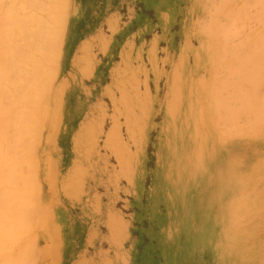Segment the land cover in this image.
Listing matches in <instances>:
<instances>
[{
	"label": "rangeland",
	"instance_id": "rangeland-1",
	"mask_svg": "<svg viewBox=\"0 0 264 264\" xmlns=\"http://www.w3.org/2000/svg\"><path fill=\"white\" fill-rule=\"evenodd\" d=\"M1 1L5 9L0 14V22L4 25V15L11 8L9 0ZM210 2L223 7L218 6L210 13L213 9L207 7ZM55 3L65 13L61 38L54 47L58 51L61 48L62 56L58 72L52 80L48 78L51 82L47 81L50 82L48 91L43 96L53 100L46 106L45 127L38 137L41 149L34 157L35 161L26 158L27 162L23 163L17 154H7L16 148L9 151L13 147L4 146L3 140L0 141V196H6V206L0 201V236L3 240L10 239V246L37 242L33 244L41 258L39 264H250L256 257L264 264V258L258 256L264 254V146L255 145V142L264 141V107L258 105H264L260 99L264 81L260 82L263 87L257 89L260 91L253 98L263 104L256 101V112H250L248 108L251 115L244 116L246 119L238 116L243 121L252 120V126L260 117L259 121L263 123L256 125H262L258 130L254 126L258 136L252 135L254 127L250 129L251 122L245 124V121L247 127L241 126L250 127L251 131L246 130L243 136L235 137L239 132L232 131L241 122L233 118L235 106L231 113L230 105L214 104L220 96L216 94L217 101L213 99L216 87L220 92L221 88L229 86V79L230 82L234 79L229 76V65V70L236 72L231 74L229 71L230 75L238 76L244 86H251V80L240 77L241 66H238L239 61H233L231 53L236 48L239 55H246L241 54L244 61L246 52H250V49L245 52L246 45L252 43L250 48L255 50L251 54L254 57L257 53L260 63L264 38L260 40V54V46H253L252 40H257L256 34L259 38L264 36V17L260 14L264 11V0H148L147 17L142 15L138 20L135 36L126 41L120 53L107 55L113 39L106 38L103 28L100 30L102 37L89 40L90 43L80 42L73 70L68 74L72 83L67 79L63 65L69 42V21L75 12L73 0H56ZM139 9L134 5L132 15ZM227 12L236 18L227 20ZM215 18L224 20L221 22L226 25L225 30L227 24L231 25L226 34L237 29V33L235 30L234 35L231 34L236 45L230 44L231 53L227 52L230 46L226 47L229 40L226 42L222 38L225 35L221 37L217 31L213 32ZM118 26V21L111 23L107 32H116ZM225 30H221V34ZM207 31L211 32L210 36ZM1 35L4 37L5 33ZM243 36L246 41L241 39ZM241 40L245 43L248 40L243 51ZM222 43L228 48L226 51ZM237 46H241V51ZM114 49L117 51L118 45ZM96 50L99 56L94 53ZM225 53L226 60L228 55L231 57L228 61L232 64L228 66L224 65L228 63L223 62L225 59L220 64ZM251 54H248L249 70L250 67L254 69L251 75L260 72L264 80V64L255 67L257 58ZM247 63L244 61L243 65L247 67ZM219 65L227 66L219 75L224 79L228 73L225 87L204 77L216 72ZM51 67L49 65L46 71H51ZM252 83L255 86L253 80ZM257 86L259 84L255 88ZM239 88L237 91L242 92ZM233 89L234 86H229L227 90ZM69 90H75L73 96L79 101L81 112L78 113H85L73 127L65 123L68 111L77 112V109H71ZM222 91L219 95L234 98L233 94ZM58 93L62 94L56 99ZM7 100L0 96V101L6 105ZM233 102L229 103L233 105ZM53 104L60 113L56 121ZM200 104L207 109L205 115L200 112L203 108ZM210 104L229 109L230 112H226L222 108L229 112L223 119L229 120L219 122L224 112L220 108L218 116L213 112L216 108ZM208 113L213 121L212 126L209 125L211 128L202 125L211 121ZM230 113L234 121L229 117ZM175 116H184L186 120L175 121ZM187 117L192 120L188 121ZM225 122H233L229 123L231 126L235 123L232 131ZM222 124L230 126L228 131L234 137H228L230 132L225 131ZM240 124L236 126L241 133L244 128L241 129ZM222 129L228 132L227 137H224V131L222 135ZM186 130L197 132L191 139L199 144L202 137L209 142L213 140L204 150L199 144L189 150L193 157L204 151V157L197 162L184 159L182 154L188 153L187 148L171 143ZM5 132L13 134L11 128ZM27 141L23 136L21 143L25 145ZM23 145L19 150L25 148ZM235 149L238 150L236 154ZM168 152L180 154L182 159L172 162ZM59 161L69 169L67 172L61 169ZM185 164L193 165L205 177L211 178L207 181H203L205 177L195 178L194 183L181 179L175 169ZM203 191H206V199L201 203L199 193ZM198 210L203 211L198 213ZM18 242L21 243L16 244Z\"/></svg>",
	"mask_w": 264,
	"mask_h": 264
},
{
	"label": "bare ground",
	"instance_id": "bare-ground-1",
	"mask_svg": "<svg viewBox=\"0 0 264 264\" xmlns=\"http://www.w3.org/2000/svg\"><path fill=\"white\" fill-rule=\"evenodd\" d=\"M8 2H9V6H10L11 10L6 12L5 15H4L5 16L4 18H6L5 21H3L4 25L0 22L2 24V25L0 24V96L4 97V99H8L7 101H9V103L7 105L5 103H3L4 100L0 101V141L3 140L4 146L7 145L8 147H10V146L13 147L11 149H8L9 151L10 150H14L16 148L17 151L14 150V151L8 152L7 154L10 155V156H12V155L14 156V155L17 154L19 156V158H18L19 161L25 163V162H27V160H24L26 158H30V159L34 160V157L37 155V153H39V150L41 149V146H40L41 145V139L38 141V137L41 135V130L45 127L44 126V120H45L44 117H45V114H46L45 113L46 112V106L48 104H52V100H53L51 98L50 99L49 98L45 99L44 98L45 97L44 94L45 95L47 94L48 87H49L47 85H49V83L51 82L50 81V80H52L51 78H54L56 76L57 72H58V65L60 64L59 62H60V59H61V56H62V52H61V48H60V51H58L54 47L57 46V44L59 43L60 38H61L60 31H61V29L63 28V26L65 24V18H64L65 17V13L63 12V10H61L58 7V5H56V3H55L56 0H9ZM243 5L244 4H242V6H241L242 8H243ZM218 6L219 5H217V2H210V4H208L207 7L213 8V9L210 10V13H211ZM253 6H254V4H253ZM253 6H252V8H253ZM219 7H223V5L219 6ZM244 8H246V6ZM4 9H5V4L0 0V10H1L0 14H1V12ZM261 9L263 10V7ZM225 13H226V11H225ZM214 14H215V12H214ZM214 14H213L212 17H215ZM260 14L264 17V11H261ZM219 15L221 17V13ZM228 15H229V12H227V17H228ZM217 17H219V16L216 15V18ZM258 17H260V16H258ZM263 17L261 19H263ZM206 18H208V17H206ZM216 18H215V20H216ZM232 18L235 19L236 17H234V16L230 17V15H229L227 20L228 19H232ZM234 19H232V20H234ZM202 20H200V21H202ZM0 21H1V17H0ZM212 21H214V20H212ZM212 21H210V22H212ZM221 21L216 20L215 23L212 22L214 24L213 25L214 28H212V29H213V32L217 31V33H218L217 35L218 36L221 35V37H222L223 35H225V36L222 37V38H225V41L229 40V42L226 44V47H227V45H229L230 46V48H229L230 50L225 47V45H224L225 43L224 44L222 43V44L224 45L225 51L228 49L227 52H230V51H232L231 50L232 49L231 48L232 43L233 42L235 43V41H234L235 38H234V36H232L234 34H232V33H234L235 30H236L235 33H237V29H235V27H232L235 30L231 31L232 30L231 29L230 31L232 33L226 34V33L229 32L228 30H229V27H231V25L228 26V24H227V29L228 30L227 29L225 30L226 27H224V26H226V25H224ZM257 24H259V23H257ZM262 25H264V24L262 23ZM1 26H3L4 29H2ZM236 27H237V25H236ZM242 27H244V26H242ZM206 29L207 28H205V30ZM243 29H245V28H243ZM4 30H5V32H3ZM221 30L222 31L225 30V31L222 32V34H221ZM260 30L261 29H259V31ZM262 32L264 33V30ZM2 33L3 34L5 33L4 37H2V35H1ZM254 33H256V32H254ZM258 33H260V32H258ZM209 34L211 35V32H208L207 35H209ZM256 35L259 38L258 34H256ZM214 36H216V34ZM240 37H242V36L240 35ZM260 37H262V38H259V41H257L258 38H257V40L255 39L258 42V45H256L257 43H256V41L254 39L252 40L253 43L255 42V45H253V46H256V47L260 46V48L258 49L259 50L258 51L259 54H260V49L262 47L261 45L264 43V41H263L262 44L259 45L261 43L260 40H262L264 38V36H260ZM214 39H216V38L214 37ZM241 39L246 41V39H244V36ZM251 39H248V40L250 42H252ZM242 40H241L242 43L240 41L239 42L241 44H243V46L242 45H241L242 47L241 46H239V47L237 46V48L239 50H240V47L242 49L244 47V45H246L248 43V40H247V43L243 42ZM216 42H218V41H216ZM234 43H233V45H235ZM210 44L212 45V43H210ZM251 44L252 43H249V44L246 45L247 50H245V52L250 49V52H246L247 58H248V54L249 53L251 54L252 50L253 51L255 50V49H253V47H252V50H251V48H250ZM263 48L264 47H262V49H261L262 51L261 52H263V50H264ZM235 49L236 48L233 49L232 53L230 52L231 53V57H232L234 62H238L239 61L238 66L239 67L241 66L240 67L241 68L240 77L244 78V79L251 80V84H250L251 86L248 85L249 88L247 86H244V84L240 81V79H238V76L235 77L236 75H230L231 72H232L231 74H236V72H234V70L232 68H231L232 71L229 70L230 65H229V67L227 69L228 64H232V63L229 62L230 61L229 58H231L230 55H228L229 58L227 60H226L227 57H224V56H227L226 53L223 55V57H222L223 59H220V64L225 59L226 61L224 60L223 62H226V63L228 62L227 64L224 63V65H227V66L219 65L218 67L221 68V70L219 68H218L219 70L215 69L216 72L212 71L210 73H207V75H205L204 77L205 78L209 77V79H211L212 82L213 81H218V82L220 81L219 83L217 82V84H218V86L220 84L221 87H225L224 84L226 85L227 82H229V83H227V85H229L230 87L234 86V89L236 91L234 93V91H233L234 89H233L232 90L233 93H232V91H230V90L228 91L227 90V89H229V86L225 87L224 89H222L220 87L221 88L220 92H218L219 91V87L210 85L212 87H216L215 89L218 88L217 89L218 91L217 90L214 91V95H213L214 96L213 97L214 101H217L215 98L218 99V96H220V99H221V100L218 99V103L214 102V104H219L220 105V102H221V103H223V106L224 105H226L227 107L229 105L232 106V107H230V106L228 107L230 109L231 113H232L233 107L235 106L234 107L235 108L234 111H235V114L237 116H235V114H233V118H235L234 120H237L236 118H238V120L241 121V122L237 121V123L238 122L239 123L236 124V125H239L240 123H243V122L246 121V120L243 121V119L247 118V117L245 118L244 116L249 115L250 112H253V111L256 110L255 109L256 108V101H259V99L256 98V100H254L253 98L255 97L256 93L257 92L259 93V91H260V90H257V89L263 87V83H261L262 84L261 85L260 82H263L264 80L262 79V77H260V75H259L260 72L258 73V75H255V74L251 75L252 72L254 71V69H252V67H250V70H249V66L248 65H249V61H251V60H249V58H248V60H247V58H246V60H244L245 62L248 61L247 67H245L243 65V62H244L243 61V57L241 56L242 53L239 55L240 52L238 53V50L237 49L235 50ZM244 49H245V47H244ZM244 49H242V51ZM212 52H214V51H211V53ZM254 54H255V52H254ZM242 55L246 57L245 54H242ZM262 55L264 56V53H261L260 56H259L260 57L259 58L260 59V63H259L258 58L256 57V56H258V54L256 53V55L254 56L255 58H257L256 61H255V65H257V66H255V67H259V65L261 63H262V65L264 64V58L262 59ZM219 56H221V54H219ZM252 57H253V55H252ZM213 60H216V59H213ZM215 62L217 63V61H215ZM256 62L259 63V64H257ZM49 65L52 66L51 67V71H46V69H47V67ZM211 65L214 66V64H212V63H211ZM212 66H211V68H212ZM221 66L224 67L223 70H222ZM208 67H210V66H208ZM215 67H217V65ZM225 69L228 70L230 78L232 76L234 77V79L236 78L235 81L239 82V85L236 84L234 79H232L233 77L231 78L232 79L231 82H230V79L228 80V78H229L228 73L226 74L227 77L223 74L227 79L226 78L223 79V78H221V76H219L221 74V71H224ZM227 70L225 72H227ZM229 71H231V72H229ZM218 72H219V74H218ZM248 72H250V73H248ZM49 77H50V80H48ZM257 78L260 79V80L258 81ZM56 79H57V77H56ZM226 80H228V81L226 82ZM249 80H247V81H249ZM252 80H253V82H255V86H256V84L257 85L259 84V86H257L255 88L254 84L252 83ZM254 80H256V81H254ZM47 81H50V82L48 83ZM242 84H243V86H242ZM248 84H249V82H248ZM237 85L239 87H241V86L242 87L239 88ZM207 88H208V86H207ZM236 88L242 89V92L239 91V90L237 91ZM58 89L60 90V88H58ZM62 89H61V92H62ZM50 90L51 89L49 88V91ZM210 90L211 89H209V91ZM222 90L226 91V94H233L234 98L232 97V95L231 96L230 95H226L225 96L227 98L226 99L224 97L225 93ZM263 90H262V94L260 95V97H262V98H260V99L261 100L263 99V102H264V98H263L264 91ZM221 91L224 93L223 95H219V93L222 94ZM245 91H247V92H245ZM237 92H238V94H237ZM60 94H62V93H60ZM60 94L59 93L57 94L56 99L61 97ZM229 96H230V98H229ZM257 96H259V94ZM231 97L233 99H231ZM224 99H226L228 101H226ZM222 100H224V102ZM231 100L234 101L233 105L230 104L232 102ZM184 102L185 101L182 100V103H184ZM235 102H236V104H238V106L235 104ZM253 102H255L254 103L255 106L252 104ZM263 102L261 101L262 104H263ZM189 103H191V101H189ZM214 104H213V106L217 110L215 112V109H214V111H213L214 113L220 112V108H221V110H222V108H224V111H226V112L229 111V109H226L225 107H222V106H218V108H219L218 109L217 105H214ZM251 105H253L254 108ZM258 105L264 107V105H260V103H258ZM53 106L55 107L54 104H53ZM213 106L211 105V107H213ZM250 106H251V108H250ZM200 107H203L201 109L202 111H200V112L203 115H205L207 113V111H206L207 109L204 108L205 106H201V104H200ZM263 107L262 108L258 107V108H261L260 110H262ZM236 108H239V110L241 112L239 110L237 112ZM246 108L247 109L248 108L251 109V111L249 109L247 110ZM258 108H257V110L259 111ZM212 109L209 110V111L211 112ZM243 110H245L244 113H243ZM55 112L56 113H55V116H53V118L56 121V120H58L60 118V113H59V111H58V109L56 107H55ZM226 112L221 113L222 114V118H221V115L217 113L218 116L220 115V117L218 119L219 122L221 121V119L228 117V113L229 112L228 113H226ZM239 112H240V114H239ZM263 112H264V109L262 110V113ZM70 113H72V111H68V115H67V118L65 120V123L67 124V126H69L70 123H71V120L69 119L70 116H71ZM241 113H243L244 115L241 114ZM230 114H229V117L231 116V118H232V114L231 115ZM252 114H253L252 117H254V119H255L254 113H252ZM208 115H209V113H208ZM213 115H215V114H213ZM225 115H226V117H225ZM241 115H242L243 119L239 118V117H241ZM250 115H251V113H250ZM209 117H210V115H209ZM250 117L251 116H248L249 119H250ZM233 118H232V121H234ZM262 118H264V115H262ZM173 119L175 121L176 120L185 121L186 117L177 116L176 118H173ZM258 119L260 120V117H258ZM187 120L191 121L192 118L187 117ZM210 120L211 121H207L205 123H202L203 127H208L209 125L212 126V122L213 121H212L211 117H210ZM223 120L226 121L225 119H223ZM228 120H229V118L227 119V121ZM259 120L256 121L257 124L258 123H263V122H261ZM251 121L252 120H250L249 122H251ZM226 122H225V125H230V126L233 123V122L232 123L231 122L226 123ZM247 122L248 121H246L245 124ZM229 123H231V124H229ZM235 123H236V121H235ZM235 123L232 126H234ZM256 123L255 124L253 123L255 127L257 126ZM245 124L244 123L240 124L241 129L244 128V131L241 130V133H240V131H238V129L240 130V128H237L236 125H235L236 127L234 126V129L231 126L230 130L232 131V129H233L232 132H234V131L239 132V134H237V133L235 134V137L237 135L245 134L246 130H249L250 127H251L250 129H252L254 127V126H252V122H251V125H249L250 127H248L246 129L245 127H247V126ZM218 125L216 126V128L219 127ZM225 125L222 124V127L224 126L225 131H228L229 128H227V127H230V126L226 127ZM241 125H243L245 127H242ZM261 125L257 126V129L254 127V130H252V135H254V137L256 135V130H258ZM197 126L199 127V124H197ZM211 126H209V127L211 128ZM7 128H11L13 134L5 132ZM236 128H237V130H236ZM230 130L228 132H230ZM223 131H224V129H222V135H224ZM225 131H224V133H225ZM249 131H251V130H249ZM261 131H262V129L260 130V132ZM220 132H221V130H220ZM228 132L225 133L226 136H224V137H227L229 135L228 137L230 138L233 135V133L230 132L231 133L230 134ZM217 133H218V131H217ZM227 133H228V135H227ZM194 134H197V132L196 131H191V130H186V131H184L182 133L180 138H175L171 142V143H175V145L177 147L182 146L184 148H187V152L189 154L185 152V153L182 154V156L184 157V159H188L187 160L188 162H192V161H196L197 162L200 158L204 157V154H205L204 151H202V154L200 156L199 155L196 156L194 154V157H193V156L190 155L189 150L192 149V146H194V145L197 146L199 144L197 140L191 139V137L194 136ZM259 135H260V133H259ZM23 136L26 137L29 140V142L27 141V144H25V145H23L21 143ZM185 136H187V138H188L187 140H185ZM256 136H258V135H256ZM232 137H234V136H232ZM207 140L202 137L201 140H200L201 144H199L200 145L199 148H202V150H204L205 148H207L209 146L210 143H213V140H211L210 142L207 141ZM3 143H1V144H3ZM22 145L25 148L19 150L20 147H22ZM255 145L257 147H261V146L263 147L264 146V141H261L260 143L259 142H255ZM233 151H236L235 154L238 153L237 152L238 150H236V149L233 150ZM21 152H24V153H21ZM27 152H29V153L25 155V153H27ZM232 153H234V152H232ZM167 156H169V158H170L169 160H171L172 162H177L178 160L182 159L180 157L181 156L180 154H177V153H174V152H168ZM175 171H176V173L178 175L180 174L179 176H180L181 179H183V180L187 179V181H190V183H194V179L195 178H197L199 180L200 178L205 177V174L203 172H201V171L196 170L193 165L192 166H188V165L185 164L184 166H182V168H176ZM171 176H172V174H171ZM247 176H248L247 177V179H248L249 175H247ZM238 177L239 176H237V179H238ZM210 178H211V176L205 177V178H203V181H207ZM244 178H246V177H244ZM199 194L202 195V198L199 199L200 202L204 203L205 199H206V191H203V192H201ZM0 197H2V200H0V201L4 204V206H6V196L2 195ZM201 211H203V210H198V213L201 212ZM115 213H117V212H115ZM173 214H174V212H173ZM8 234L11 235L12 232H10ZM10 241H11L10 239L9 240H3L2 236H0V264H39L40 263V259L41 258H40V256H37V251L35 249V245H36L37 242L35 243V241H33V242L30 241V243H25V244H23L21 242H18L16 244L21 243L22 245L21 246H15V245H11L10 246L9 245ZM261 245L262 244L260 243L259 244V248L261 247ZM262 246H264V244ZM258 256L264 258V254H260ZM250 264H261V262L259 260V257H256L254 260H252V262Z\"/></svg>",
	"mask_w": 264,
	"mask_h": 264
},
{
	"label": "crops",
	"instance_id": "crops-1",
	"mask_svg": "<svg viewBox=\"0 0 264 264\" xmlns=\"http://www.w3.org/2000/svg\"><path fill=\"white\" fill-rule=\"evenodd\" d=\"M147 1L148 0H73L75 12L72 14L69 21V42L65 52V62L63 70L68 74L73 70V63L75 55L77 54L80 42H89L101 36V28L106 29V38H112L110 42L109 51L107 55L115 52H121L126 41L135 36V25L140 20L141 16L147 17ZM138 5L139 12L132 15V7ZM119 23L118 30L116 32H107L108 26L111 23ZM137 37V36H136ZM115 41V43H114ZM118 45L119 49L115 51L114 48ZM113 48V49H112ZM113 52V53H112ZM119 52V53H120ZM99 56V52L94 51ZM118 53V54H119ZM101 58V57H100ZM109 60H107V64ZM81 78V76H79ZM79 81V80H78ZM72 83V79H70ZM75 90H69L68 98L71 105V109H77L73 113H70L71 123L69 127H73L76 122H79L84 118L85 113L80 114L79 101L74 98ZM78 111L80 113H78ZM60 163V161H59ZM61 164V169L67 172L69 169L64 168ZM114 174V173H112Z\"/></svg>",
	"mask_w": 264,
	"mask_h": 264
}]
</instances>
